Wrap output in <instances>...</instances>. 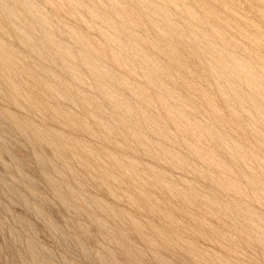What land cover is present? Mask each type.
Wrapping results in <instances>:
<instances>
[{
	"label": "rangeland",
	"instance_id": "rangeland-1",
	"mask_svg": "<svg viewBox=\"0 0 264 264\" xmlns=\"http://www.w3.org/2000/svg\"><path fill=\"white\" fill-rule=\"evenodd\" d=\"M0 264H264V0H0Z\"/></svg>",
	"mask_w": 264,
	"mask_h": 264
}]
</instances>
